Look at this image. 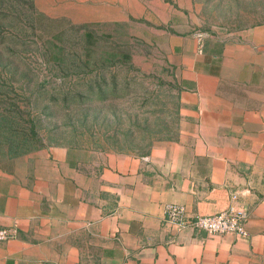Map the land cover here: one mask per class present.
<instances>
[{
  "label": "crops",
  "instance_id": "1",
  "mask_svg": "<svg viewBox=\"0 0 264 264\" xmlns=\"http://www.w3.org/2000/svg\"><path fill=\"white\" fill-rule=\"evenodd\" d=\"M175 5L139 0V18L167 35L176 136L145 156L43 148L0 163V228L17 227L0 264H264V23L211 31L198 53ZM168 203L245 209L247 235L178 229Z\"/></svg>",
  "mask_w": 264,
  "mask_h": 264
},
{
  "label": "rangeland",
  "instance_id": "2",
  "mask_svg": "<svg viewBox=\"0 0 264 264\" xmlns=\"http://www.w3.org/2000/svg\"><path fill=\"white\" fill-rule=\"evenodd\" d=\"M162 1L186 6L190 35L264 23V0ZM161 26L139 18V0H0V163L43 148L145 156L176 136L181 88ZM98 73L116 89L86 93Z\"/></svg>",
  "mask_w": 264,
  "mask_h": 264
},
{
  "label": "built area",
  "instance_id": "3",
  "mask_svg": "<svg viewBox=\"0 0 264 264\" xmlns=\"http://www.w3.org/2000/svg\"><path fill=\"white\" fill-rule=\"evenodd\" d=\"M209 36L208 31L201 28L192 30V37L196 42V50L202 53L204 41ZM236 195L232 194L231 199ZM248 213L245 209L229 208L219 213L208 215H191L184 205L168 203L163 206V220L178 229L190 228L205 231L207 234H235L246 236ZM17 235L16 226L0 228V241L14 238Z\"/></svg>",
  "mask_w": 264,
  "mask_h": 264
},
{
  "label": "trees",
  "instance_id": "4",
  "mask_svg": "<svg viewBox=\"0 0 264 264\" xmlns=\"http://www.w3.org/2000/svg\"><path fill=\"white\" fill-rule=\"evenodd\" d=\"M29 7L34 11V7L30 2H29ZM80 28L86 29V31H85L86 33L84 34L85 37L90 36L89 31H87L88 25H81ZM5 42H6L5 36H1L0 37V45L5 44ZM118 83H119V80L116 78V76L105 78V77H101V74L99 75V73H98L96 77L91 79V81H88L87 83H85L83 85L82 89L86 88L87 90L85 92L89 93V94H93V93H97V92L102 93L103 91H106L110 88L116 89V86L118 85ZM95 89H97V91ZM102 95H103V93H102ZM32 130H33V126H32ZM34 134L35 133L33 132V135Z\"/></svg>",
  "mask_w": 264,
  "mask_h": 264
}]
</instances>
